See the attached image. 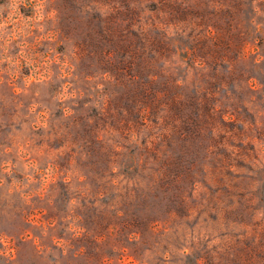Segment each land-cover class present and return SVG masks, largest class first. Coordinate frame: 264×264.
<instances>
[{
	"label": "rangeland",
	"instance_id": "rangeland-1",
	"mask_svg": "<svg viewBox=\"0 0 264 264\" xmlns=\"http://www.w3.org/2000/svg\"><path fill=\"white\" fill-rule=\"evenodd\" d=\"M0 264H264V0H0Z\"/></svg>",
	"mask_w": 264,
	"mask_h": 264
}]
</instances>
